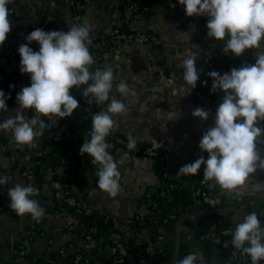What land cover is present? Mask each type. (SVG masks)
I'll use <instances>...</instances> for the list:
<instances>
[{
    "label": "clouds",
    "instance_id": "1",
    "mask_svg": "<svg viewBox=\"0 0 264 264\" xmlns=\"http://www.w3.org/2000/svg\"><path fill=\"white\" fill-rule=\"evenodd\" d=\"M12 0H0V47L11 31L8 5ZM188 17H208V37L223 41V52L237 57L252 50L256 56L254 64L232 68L221 74L210 71L211 91L222 93V102L216 109L214 126L204 132L199 147L207 154L185 164L178 176H196L203 168V177L214 181L222 189L237 191L250 180L258 170H264V156L258 144L264 138V0H179ZM187 32V31H186ZM184 33V32H182ZM190 33V32H187ZM191 35L189 36V40ZM29 43L19 46L21 57L20 71L30 76L31 83L17 93L20 109L34 110L36 115L25 119L18 111L0 121V130H8L20 145H32L35 138L42 135L47 127L41 117L68 118L80 107V101L72 94L79 89L88 102L107 103L106 110L92 117L90 139L80 145V153L92 157L98 165L97 185L110 197L120 191V172L118 164L108 149L107 138L116 128L114 116L127 112L126 104L111 95L114 72L111 68L91 70L95 60L90 53V26L83 24L71 26L67 31L35 28L28 34ZM39 44V50L29 46ZM197 54L189 50L182 60L184 84L178 85L168 80L173 95L189 96L200 81L197 68ZM207 85V81L202 82ZM14 87V86H12ZM117 90L129 93L127 83L121 82ZM10 95L0 89V115L9 111ZM161 112V110H159ZM178 114L169 113V120ZM193 117L207 121L209 110L196 108ZM127 147L135 149L136 139L129 135ZM7 183V177L0 176V185ZM59 187V185H56ZM37 189L31 184H16L8 189L9 207L19 216L31 215L40 220L45 211L33 197ZM215 204V200H209ZM231 234V244L251 258V264L264 260V223L255 212L249 213L237 223ZM176 264H197L194 253L187 254Z\"/></svg>",
    "mask_w": 264,
    "mask_h": 264
},
{
    "label": "crops",
    "instance_id": "2",
    "mask_svg": "<svg viewBox=\"0 0 264 264\" xmlns=\"http://www.w3.org/2000/svg\"><path fill=\"white\" fill-rule=\"evenodd\" d=\"M66 1L12 0V3L8 5L14 13L9 16L11 31L6 41L14 50L15 59L9 66L0 60V74L18 82L19 88L9 111L0 115V121L9 116H15L18 111L22 114L26 112L20 109L16 100L17 93L30 81V76L20 71L19 46L28 42L26 37L33 31V22L36 17L44 15L47 8L64 6ZM130 1L133 0H92L84 17L90 26V35L99 39L102 35L108 34L111 29L118 28L122 12L120 5ZM62 17L64 18L62 21L66 22L65 24L68 23L67 26H71L65 13ZM207 22L208 17H188L179 0H156L154 11L143 13L135 18L129 30L140 33L141 29H147L148 33H157L160 44L152 46L139 41H128L115 49L104 68H111L114 72L111 95L122 100L127 106L125 114L113 117L117 126L108 138L131 135L138 144L147 143L155 147L161 152L166 170L178 180H187L192 177L177 175L182 166L195 161L202 155L207 158V154L200 149L199 143L204 132L214 126L216 109L222 102V96L217 95L209 97L204 106H199L189 96L173 95L172 87L167 85L170 79L176 81L178 85L184 84L182 60L189 50L197 54L196 63L200 71V81L197 86H204L202 82L207 80L210 71L220 72L219 68H215L216 65L223 72L225 71L223 63H226V59L221 52V42L208 37ZM253 62H256V56ZM121 82L128 84L129 93L121 94L117 90ZM198 107L209 110L210 115L207 121L193 117L192 112ZM169 113L178 115L169 120ZM261 124L263 125L264 122ZM0 137L8 140L13 135L8 130H0ZM65 144L66 148L73 147L71 143ZM259 151L264 156V151ZM53 156L51 152L49 158ZM113 157L118 164L120 182L123 184L118 195L110 197L101 190L92 189L87 193V199L94 207L101 208L107 214L115 215L117 220L114 222V227L118 230L121 227L130 228L137 216L144 218L147 214L141 203V197L156 183L158 174L153 163L140 155L128 158L121 150H117ZM38 159L44 162V159ZM203 168L204 166L201 170ZM0 176L7 177V183L0 185V264H14L15 255L11 239H19L29 227L31 220L27 214L19 216L9 207L8 189L16 184H22L20 171L13 167L10 168L8 163L3 161L0 163ZM40 189L44 192L47 190V173L42 174ZM224 191L229 198L235 196L245 201L252 200L259 206L261 205V209L264 208V170H258L253 174L246 185L239 190ZM37 201L47 214V196L42 194ZM225 207L223 209L241 210L232 207L230 201H227ZM258 213L261 218L260 212ZM215 215L218 217L205 215L198 217L197 220H186L192 224L193 228L184 227L185 221L182 222V236L190 229H197L202 233L184 255L181 237L177 260L183 259L191 252L196 255L197 264L225 262L230 247L229 237L225 235V232L235 228L245 216L235 212ZM43 230L47 236V223ZM174 230L176 232V225ZM145 238L144 234H139L136 239H132L127 244V256L133 264H140L137 259V249L143 244ZM119 240L123 242L122 238ZM174 246L172 257L166 259L164 264H170L175 256L176 236ZM33 252L37 260L44 257L47 253L46 239L38 238Z\"/></svg>",
    "mask_w": 264,
    "mask_h": 264
},
{
    "label": "built area",
    "instance_id": "3",
    "mask_svg": "<svg viewBox=\"0 0 264 264\" xmlns=\"http://www.w3.org/2000/svg\"><path fill=\"white\" fill-rule=\"evenodd\" d=\"M141 1L145 2L143 6L140 4ZM91 3L92 0H67L64 6L47 8L44 15L35 18L32 28L33 30L39 27L45 31H67L69 27L85 22V13ZM155 3L156 0H133L121 4L119 27L111 29L108 34L102 35L99 39L90 35L92 42L89 49L95 60L91 70L94 71L97 67L104 70L107 60L112 57L115 49L128 41H139L152 46L160 44L157 33L148 35L129 30L135 18L143 13L154 11ZM13 13V9H10V15ZM63 13L67 15L71 26L68 25V27V23L65 24L66 22L62 21ZM220 42L223 49L224 42ZM29 46L33 50H39L37 42H31ZM221 52L226 59V63H223L225 71L223 72L217 65L215 67L219 68L221 74L230 72L232 68L252 64L255 57L252 50L246 51L239 57L225 54L222 50ZM14 59V50L5 41L0 47V60L9 66L14 62ZM206 81L212 83L210 77H207ZM30 83L31 80L28 85ZM18 88V82L0 74V89L6 95H10L9 106L14 102ZM72 94L80 101L77 111L65 119L41 117L45 120L47 127L43 130L42 135L35 138L32 145H20L15 141L14 136L8 140L0 137V163L6 161L10 168L19 170L21 183L31 184L37 189L34 199L41 198L42 194L47 196V214L38 221L27 214L31 220L29 227L19 239H11L15 255L14 264L36 263L37 259L33 255V251L38 238L46 239L47 244V253L42 257L44 260L41 264L57 263L52 258V252L59 254L58 264H133L127 256V244L132 239H136L139 234H144L146 237L143 244L137 249L138 256H136L140 264H156L157 259H169L172 257L175 247L176 216L172 215L160 221L158 215L161 208L157 199L162 197L164 201H172L176 197L175 191L179 188L192 195L194 207L190 212L223 209L226 208L223 203L230 201L232 207L244 211L249 210V213L255 212L258 217V212H260L261 219H264V208L261 209V205L259 206L252 200L245 201L235 196L229 198L225 194V189H222L219 184L203 177V170L190 179L178 180L164 166L163 177L160 178L158 175L156 183L147 189L141 197V203L147 213L144 218L137 216L136 220L139 223L132 222L134 224H131L130 228L121 227L118 230H115L114 226L108 228L107 223L114 224L117 220L115 215L107 214L101 208L94 207L87 199V193L90 190H100L97 185L99 166L93 164L92 160L87 162V160L81 159L80 156L87 154H81L79 151L80 145L86 139H90L93 115L106 110L108 102L104 104L89 103V98L83 97L79 89H73ZM194 95H197V101L192 99ZM218 96L223 97V94H218ZM189 97L199 106H204L209 100L207 95L195 93V91H192ZM33 115H36L34 110H26L24 114L26 119H31ZM260 126L264 127V124ZM128 138L118 136L107 138L111 145L108 149L111 155L113 156L117 150H121L128 158L140 155L151 161L155 169L161 152L155 147L141 142L140 144L136 143L135 149H129L127 147ZM65 143H71L73 147L66 148ZM258 149L264 151V138L258 144ZM51 152L54 156L50 159ZM38 158L44 159V162ZM44 173H47V190L45 192L40 189V181ZM177 181L181 182L182 187L178 186ZM122 186L123 184L120 182V188ZM154 195L157 196V199L154 198ZM202 198L215 200L216 203L209 207H201ZM88 221H92V223ZM46 223L47 236L43 230ZM231 230L234 231L235 228H231ZM201 233L197 229H190L182 236L183 255L190 250L192 243ZM228 235H230L229 256L225 262L220 264L251 263V258L247 254L231 244V234ZM119 238H122L123 242H120ZM17 244L20 246L18 247ZM260 264H264V260Z\"/></svg>",
    "mask_w": 264,
    "mask_h": 264
},
{
    "label": "trees",
    "instance_id": "4",
    "mask_svg": "<svg viewBox=\"0 0 264 264\" xmlns=\"http://www.w3.org/2000/svg\"><path fill=\"white\" fill-rule=\"evenodd\" d=\"M78 1H81V0H78ZM140 4L143 6L145 4V2L141 1ZM131 33V32H130ZM151 34V33H148V35ZM216 71V70H215ZM211 85L212 83L209 81L207 83V85H198L196 87V89L194 90L195 93H202V94H205L207 95V97H215L217 96L218 94H221L219 92H212L211 91ZM192 99L194 101H197V95H194L192 97ZM12 105V104H11ZM10 105V106H11ZM9 106V107H10ZM81 159H85L87 160V162H89L90 160H92V157H90L88 154L87 155H84V156H80ZM164 166H165V162L163 161L162 157H161V154L157 160V163L155 165V170L157 172V174L159 175L160 178L163 177V174H164ZM176 182V181H175ZM178 186L179 187H182L181 186V182H178ZM210 192V191H209ZM175 194H176V197L174 198V200L172 201H164V198L160 197V199H157V196H155L154 198L157 199L159 201V204H160V208H161V211L158 215V219L160 221H162L163 219H166L167 217H170V216H176V222L179 220V218L187 213V212H190L193 210V201H192V195L191 193H188L186 191H184L182 188H179L175 191ZM209 198V197H208ZM203 199L202 198V205L201 207H209L211 204L208 202L210 199ZM223 206H227V201H225L223 203ZM214 216H217L218 215H214ZM89 223H92V221H88ZM102 222V221H101ZM134 223H139V221H137L136 219L133 220ZM103 224V222H102ZM108 225V228H112L114 226V224L112 223H107L106 226ZM106 226H103L104 228ZM183 226L185 227H191L193 228L192 224L190 222H187L185 221ZM229 239H230V235H228ZM17 246L19 247L20 244H17ZM107 246V245H105ZM229 256V254H228ZM52 258L55 259L57 263L55 264H58V261L60 259V256L57 252H52ZM43 258H40L36 261L35 264H41L43 262ZM165 263V260L164 259H157L156 260V264H164ZM51 264V263H50Z\"/></svg>",
    "mask_w": 264,
    "mask_h": 264
},
{
    "label": "water",
    "instance_id": "5",
    "mask_svg": "<svg viewBox=\"0 0 264 264\" xmlns=\"http://www.w3.org/2000/svg\"><path fill=\"white\" fill-rule=\"evenodd\" d=\"M146 19H147V17H146ZM140 33L147 34L148 30L147 29H141ZM254 63L255 62H253V64ZM228 212H235V213H238V214H242L244 216H247L249 214L248 212H245V211H242V210L230 209V208H227V209H204V210H198V211H193V212H189V213L183 214L179 218V220L177 221V224H176V229H177L176 230L177 249H176V252H175V256H174V258H173V260L171 261L170 264H175V262L177 260V257H178V254H179L180 242H181V237H182V235H181L182 222H184L186 220H189V219L190 220H197L198 217H202V216H205V215H215V214H219V213H228ZM259 219L261 220L262 223H264V219H261V218H259ZM200 264H203V263H200Z\"/></svg>",
    "mask_w": 264,
    "mask_h": 264
}]
</instances>
